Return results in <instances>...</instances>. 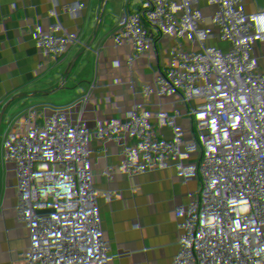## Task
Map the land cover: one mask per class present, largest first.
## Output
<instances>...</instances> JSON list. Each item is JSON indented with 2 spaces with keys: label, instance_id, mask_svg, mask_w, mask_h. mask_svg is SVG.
<instances>
[{
  "label": "built area",
  "instance_id": "built-area-1",
  "mask_svg": "<svg viewBox=\"0 0 264 264\" xmlns=\"http://www.w3.org/2000/svg\"><path fill=\"white\" fill-rule=\"evenodd\" d=\"M86 1L102 33L91 42L106 44L100 59L90 56L84 63L83 137L70 166L75 174L90 176L89 194L112 177L117 164L143 173L131 178L134 191L100 214L102 224L138 223L147 234L152 264H236L242 248L225 225L254 232L250 239L264 258V220L248 212L264 210V183L245 175L238 199L220 200L213 182L215 172L228 169L231 160L264 161V132L205 141L200 111L207 80L197 54L199 48L224 44L246 64L249 45L264 31V0ZM51 16L44 0H0L1 94L26 85L37 102L49 100L44 78L56 65L49 44L65 51L73 64L70 70L64 66L59 77L72 78L76 60L68 29L64 20L62 28L51 24ZM24 45L27 66L19 55L9 58L13 48ZM75 99H67L62 119ZM161 130L173 137L169 152ZM42 134L35 130L22 139L35 144ZM36 172L38 161L16 149L0 157L4 186L20 187ZM139 244L136 237L111 241L94 232L84 247L57 250L53 263L121 264L115 257L126 256L131 264H145ZM0 264H50V259L21 237L0 249Z\"/></svg>",
  "mask_w": 264,
  "mask_h": 264
},
{
  "label": "crops",
  "instance_id": "crops-1",
  "mask_svg": "<svg viewBox=\"0 0 264 264\" xmlns=\"http://www.w3.org/2000/svg\"><path fill=\"white\" fill-rule=\"evenodd\" d=\"M44 2L52 14L56 11L60 17L54 0ZM70 2L73 24L83 41V55L86 60L90 56L100 59L102 55L91 48L96 45L91 40L98 34L91 4L86 0V5L81 0ZM51 18V24L62 28L63 17H60V26L54 24ZM47 50L56 59L54 69L44 78L43 91L49 100L37 102L26 85H20L11 92L0 93V157L6 159L16 149L24 157L36 159L39 164V172L30 175L20 187L4 186L0 183V249L16 238H26L32 249L40 247L49 257L50 264H54L57 250H65L69 246L84 247L94 232H100L111 241L117 238L127 241L138 238L140 244L137 252L145 264H152L151 249L146 242L147 234L141 231L138 223L105 226L100 221L102 212H111L123 196L134 191L131 178L136 174L143 176V173L117 164L107 182L94 187L90 194L87 192L91 184L90 176L87 173L75 174L70 166V161L77 152L74 149L75 139L72 137V140L65 142V135L68 132L74 135L73 127L81 124L70 125L68 119L61 117L64 105L70 97L74 73L71 79L60 78L66 53L58 50L56 44H49ZM28 53V45L16 47L11 50L9 58L19 55L21 64L27 66ZM197 54L200 72L207 80L200 111L204 120L205 141L264 132V31L260 33L256 43L249 45L246 64H241L235 53L224 44H210L199 48ZM71 65L73 66L72 62L69 63ZM62 81L69 82V87L61 85ZM35 130L43 133L38 143L33 144L22 139V135ZM161 132L165 151L169 152V143L173 137L166 135L163 130ZM82 137L80 132L81 142ZM11 139L15 140V144L10 143ZM61 141L63 143L58 150ZM173 172L183 174L177 169ZM245 175H251L264 183L263 159L253 157L244 162L231 160L228 169L217 170L213 182L218 198L237 200L238 191L245 188ZM33 189L32 201L25 208L26 200ZM245 212L243 210L240 214L243 216ZM248 212L252 217L264 220V210ZM43 226H46L44 230ZM225 229L236 245L242 248V253L236 259L241 256L257 257L264 264L263 256L257 253L250 239L254 232L231 225H225ZM115 258L121 264H131L126 256Z\"/></svg>",
  "mask_w": 264,
  "mask_h": 264
},
{
  "label": "water",
  "instance_id": "water-1",
  "mask_svg": "<svg viewBox=\"0 0 264 264\" xmlns=\"http://www.w3.org/2000/svg\"><path fill=\"white\" fill-rule=\"evenodd\" d=\"M61 11H62L63 20L66 24V27L68 29V33H69L71 41H72V45H73V49H74V56H75V60H76V69H77L76 79H75V81H74V83L70 89L69 96H70V98H76L78 96L80 89H81L82 82L84 79V59H83L82 47L80 46V42H83V41L78 36V33H77L75 27L72 25V23L70 21V18H69L68 12H67V8H66V0H61ZM63 134H64V130H63ZM63 134H62V137H63ZM62 143L63 142L61 141V143L58 147V150H60ZM57 156L58 155H56V159H57ZM47 177L49 178V174L47 175ZM33 191H34V189L31 191V193L29 194V196L26 200L25 208L32 201Z\"/></svg>",
  "mask_w": 264,
  "mask_h": 264
},
{
  "label": "rangeland",
  "instance_id": "rangeland-1",
  "mask_svg": "<svg viewBox=\"0 0 264 264\" xmlns=\"http://www.w3.org/2000/svg\"><path fill=\"white\" fill-rule=\"evenodd\" d=\"M45 1H47V3L49 2V0H45ZM55 2H56V10H57V12H59V14H60V17H62V11H61V6H59L60 5V2L58 1V0H54ZM52 8H54V7H52ZM90 9H91V11H92V9H93V6H91L90 7ZM60 17H59V15H58V13H56V11H55V13H53L52 14V18H51V20L54 22V24H56L57 26H60V24H59V20H60ZM100 21H98V25H100V23H99ZM61 23V22H60ZM64 26V23H63V25H62V27ZM65 27V26H64ZM89 35H91V33L89 34ZM98 35H102V33L100 32V33H98L97 34V36ZM95 38H96V34H95ZM99 38H102V36H100ZM106 43L104 42V41H100V43L98 44L99 46H96L95 44V47H91L92 49H94L95 51H97L99 54H103V51H102V49L101 48H103L104 47V45H105ZM93 45V46H94ZM102 51V52H101ZM61 85H66L67 87H69V85H70V83L69 82H65V81H62V83H60ZM74 128V135H70L69 134V132H68V134H66L65 135V142L67 143L69 140H72V139H70V138H72V137H74V149H78L79 148V145L81 144V140H80V132H81V135L83 136V128H82V126H75V127H73ZM93 128L94 129H98L99 130V128L97 127V125H95L94 124V126H93ZM160 133L162 134V132L160 131ZM73 146V145H72ZM236 262H237V264H261L260 262V259H258L257 257H255V258H250V256L249 257H246V256H241V257H239V258H237L236 259Z\"/></svg>",
  "mask_w": 264,
  "mask_h": 264
},
{
  "label": "trees",
  "instance_id": "trees-1",
  "mask_svg": "<svg viewBox=\"0 0 264 264\" xmlns=\"http://www.w3.org/2000/svg\"><path fill=\"white\" fill-rule=\"evenodd\" d=\"M60 1L61 0H59V2ZM66 8H67V12H68L70 21H71L72 25L74 26V24H73V9H72V5H71L70 0H66ZM80 46L83 47V42H80ZM72 50L74 52V49H72ZM83 59H84V63H85L86 58L84 55H83ZM76 75H77V69H75V71H74V75H73V78L71 81L72 85L76 79ZM82 94H83V82H82L81 89L78 93V96L76 97V99H75V101L71 107L70 114H69L71 118L70 117L67 118L70 125L71 124H81L83 121V115H82V111H81V108L79 105L81 102ZM69 118H70V120H69Z\"/></svg>",
  "mask_w": 264,
  "mask_h": 264
},
{
  "label": "bare ground",
  "instance_id": "bare-ground-1",
  "mask_svg": "<svg viewBox=\"0 0 264 264\" xmlns=\"http://www.w3.org/2000/svg\"><path fill=\"white\" fill-rule=\"evenodd\" d=\"M67 61H69L68 62V66H67ZM71 62H72L71 59H68V60L65 61V67H66L67 70H69L72 67V65L69 66V63H71Z\"/></svg>",
  "mask_w": 264,
  "mask_h": 264
}]
</instances>
